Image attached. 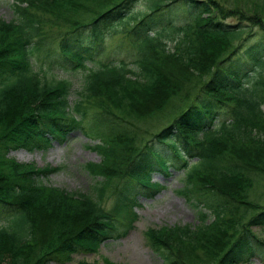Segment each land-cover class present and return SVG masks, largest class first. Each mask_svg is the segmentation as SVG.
Segmentation results:
<instances>
[{
	"label": "trees",
	"instance_id": "1",
	"mask_svg": "<svg viewBox=\"0 0 264 264\" xmlns=\"http://www.w3.org/2000/svg\"><path fill=\"white\" fill-rule=\"evenodd\" d=\"M140 1L14 0L18 20L0 19V264H64L128 237L139 219L137 196L164 189L147 165L181 169L182 194L198 212L196 225L145 232L162 264H251L264 254V240L253 230L264 228V56L225 66L234 43L249 34L221 21L238 15L240 6L185 0L192 18L176 24L138 19L133 10ZM254 14L247 19L261 28L264 42V12ZM86 28L96 53L61 49L60 66L85 75L71 109L68 81L43 80L33 53L46 40L45 29L67 37ZM119 34L125 56L117 63L95 59L100 67H90L89 60L105 54V39ZM80 128L101 156L84 165L97 183L92 192L46 185L41 179L58 168L9 155ZM112 188L117 206L107 212L102 204Z\"/></svg>",
	"mask_w": 264,
	"mask_h": 264
},
{
	"label": "rangeland",
	"instance_id": "2",
	"mask_svg": "<svg viewBox=\"0 0 264 264\" xmlns=\"http://www.w3.org/2000/svg\"><path fill=\"white\" fill-rule=\"evenodd\" d=\"M221 5L230 10L238 8L239 14L221 20L225 24L243 25L247 27L249 34L245 39L235 42L233 53L225 66H237L240 63H251L256 59H261L264 56V42L262 40L261 28L253 22L248 21L249 17L254 16V11L260 10L264 12V3L262 0H217ZM160 2V3H159ZM183 1L175 0H141L133 10L138 19L149 15L152 21H174L176 24H184L191 20ZM14 0H0V19L5 22L17 21L18 15L14 12L12 5ZM158 4V5H156ZM114 5L107 6V8L98 9L96 14H93L89 21L97 18L99 13H104L108 8ZM156 6L159 7L157 10ZM116 29V28H115ZM115 29L113 30L114 32ZM47 36L43 40L41 46H38L33 53V67L43 80L59 82L68 81L70 84L69 101L71 109L74 103L79 99V92H81L80 85L84 80V73L80 70L76 72L62 68L60 60L62 59L61 49L63 45L67 46L72 51H85L90 49L91 53H96L98 45L94 44L89 37V28L80 29L74 34H69L60 30L45 29ZM121 31V27L119 29ZM38 41V40H37ZM103 44L105 54L100 58L89 60L87 64L90 67L98 69L100 64L96 60L102 62L117 63L125 56L123 47L125 46L124 38L121 34L108 36ZM121 48V49H120ZM119 50V52H117ZM119 53V54H118ZM264 110V106L262 108ZM80 119V116L76 114ZM89 118H86V122ZM217 122V121H216ZM217 124V123H215ZM51 143L43 148L30 150L28 148L11 149L10 157L23 164H33L37 168H58L56 173L49 174L41 180L46 185H51L57 188H63L69 193H87L92 192L93 187L97 184L94 179L84 169V165L89 163H100L101 156L97 151L91 150L97 142L89 139L80 129H71L65 139H52ZM171 158V155L170 157ZM169 160H172L169 159ZM150 171L152 181L160 183L164 189L159 193L151 196L138 195V206L136 208L139 216L138 221L134 224V230L125 239L117 241H108L103 244L96 254L74 255L72 262L64 264H77L79 261H87L89 263L103 264L108 261L113 264H162V260L154 253L148 246V241L145 232L149 228L159 229L165 226L175 225H196L198 224V212L187 201L182 194L184 188V172L181 169L169 167L168 173L164 172L159 166H148L146 171ZM101 181V179H99ZM120 191L126 192V179L122 181ZM118 196L116 195V188L109 189L103 208L107 212L116 209ZM255 233H259L261 239L264 240V228H254ZM48 264H63L58 261H51ZM251 264H264V254L259 252L251 259Z\"/></svg>",
	"mask_w": 264,
	"mask_h": 264
},
{
	"label": "bare ground",
	"instance_id": "3",
	"mask_svg": "<svg viewBox=\"0 0 264 264\" xmlns=\"http://www.w3.org/2000/svg\"><path fill=\"white\" fill-rule=\"evenodd\" d=\"M175 1H178V0H175ZM180 1V0H179ZM93 12H90L88 15H87V18H88V20H90L91 18H92V16H93ZM96 14V13H95Z\"/></svg>",
	"mask_w": 264,
	"mask_h": 264
}]
</instances>
